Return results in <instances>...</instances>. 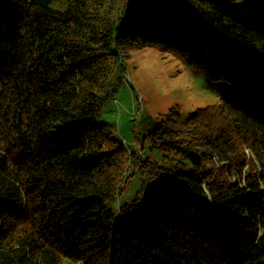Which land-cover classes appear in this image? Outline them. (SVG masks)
<instances>
[{
  "label": "trees",
  "instance_id": "1",
  "mask_svg": "<svg viewBox=\"0 0 264 264\" xmlns=\"http://www.w3.org/2000/svg\"><path fill=\"white\" fill-rule=\"evenodd\" d=\"M145 45L238 92L156 126L149 174L96 123ZM125 171L145 179L119 204ZM64 259L264 264L263 6L0 0V264Z\"/></svg>",
  "mask_w": 264,
  "mask_h": 264
},
{
  "label": "rangeland",
  "instance_id": "2",
  "mask_svg": "<svg viewBox=\"0 0 264 264\" xmlns=\"http://www.w3.org/2000/svg\"><path fill=\"white\" fill-rule=\"evenodd\" d=\"M229 1L264 7V0ZM126 54L123 77L114 98L103 105L96 123L124 145L127 156L136 154L137 168L149 174L155 166L142 162L144 159L157 165L164 163L161 151L151 144L150 134L156 126L175 115L186 120L199 109L217 105L220 96L233 98L238 92L226 82L206 80L163 47L131 46ZM141 171H135L131 178L125 171L119 204L141 189L145 179ZM117 206L118 201L112 205L114 209ZM62 264L75 263L64 259Z\"/></svg>",
  "mask_w": 264,
  "mask_h": 264
}]
</instances>
